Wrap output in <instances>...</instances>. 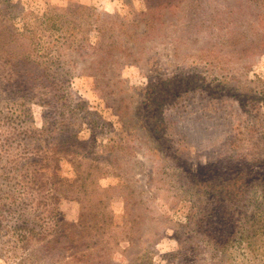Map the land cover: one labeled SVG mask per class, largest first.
<instances>
[{"label":"rangeland","instance_id":"obj_1","mask_svg":"<svg viewBox=\"0 0 264 264\" xmlns=\"http://www.w3.org/2000/svg\"><path fill=\"white\" fill-rule=\"evenodd\" d=\"M0 264H264V0H0Z\"/></svg>","mask_w":264,"mask_h":264}]
</instances>
